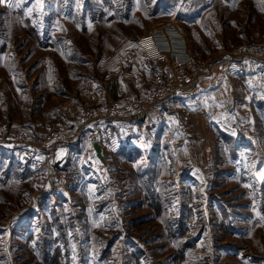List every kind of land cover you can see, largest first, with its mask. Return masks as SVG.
Wrapping results in <instances>:
<instances>
[{"label": "rangeland", "instance_id": "obj_1", "mask_svg": "<svg viewBox=\"0 0 264 264\" xmlns=\"http://www.w3.org/2000/svg\"><path fill=\"white\" fill-rule=\"evenodd\" d=\"M158 30L201 89L92 122L159 87ZM263 43L264 0L0 2V264H264V69L227 67Z\"/></svg>", "mask_w": 264, "mask_h": 264}, {"label": "built area", "instance_id": "obj_2", "mask_svg": "<svg viewBox=\"0 0 264 264\" xmlns=\"http://www.w3.org/2000/svg\"><path fill=\"white\" fill-rule=\"evenodd\" d=\"M162 34V30H158L153 34L151 33L139 38V43L146 51L145 56L149 59L148 61L167 63V68L163 71L164 73H160L157 70L153 72L159 87L138 101L130 99L122 101L112 100L105 102L97 108H93L90 112V120L92 122L114 124L115 122L147 117L149 112L155 109L159 110L170 100L175 101L180 94H188L187 92L196 87L199 82V71L194 70L189 73L186 71V69L190 68L191 58L185 54L181 38L177 35L169 37L167 34L168 36L166 37L170 38L173 45L171 47L167 38H162ZM227 65L228 73H235L249 65L264 67V43L260 46L251 44L239 48L234 54L228 56ZM202 71L200 70L201 74L206 73ZM67 127V124L62 125L59 135L64 134L69 136V129ZM67 143L76 144L74 142Z\"/></svg>", "mask_w": 264, "mask_h": 264}, {"label": "crops", "instance_id": "obj_3", "mask_svg": "<svg viewBox=\"0 0 264 264\" xmlns=\"http://www.w3.org/2000/svg\"><path fill=\"white\" fill-rule=\"evenodd\" d=\"M247 67H249L248 69H255V68H261V69H264V67H257V66H253V65H249V66H247ZM246 67V68H247ZM245 69V68H244ZM244 69H242L241 71H244ZM218 75V77H221L222 76V73L220 72V73H218L217 74ZM201 79L199 80V82L197 83V85H196V87L194 88V89H192L190 92H187L188 94H180V96H178V98H176V102L177 103H181L182 101H186L187 99H189V98H193V97H195V94L198 92V91H196L197 89H201ZM203 83V82H202ZM123 90H124V86H123ZM200 91V90H199ZM110 92V91H109ZM129 92H131V91H129ZM116 93V92H115ZM120 93H122V92H120ZM120 93H118L119 95H120ZM111 96L112 97H115V94H114V92L113 91H111ZM117 94V93H116ZM117 94V95H118ZM131 94V93H130ZM131 95H133V94H131ZM110 97V96H109ZM133 98V97H132ZM113 100H116V99H113ZM105 101V100H104ZM170 102L172 103V104H174V103H176V102H173V101H169L168 103H166V105L164 106V108H167L168 107V104H170ZM157 111H158V109H155V110H153V111H151V112H149V114H147L148 116L147 117H144V118H138V119H135L134 121H139V122H142V121H144V120H146L149 116H151V117H154V116H160L161 114H158L157 113ZM150 118V117H149ZM115 123H119V122H115ZM115 123L114 124H110V125H115ZM91 128H92V126H91ZM90 128V129H91ZM90 146H91V144H90Z\"/></svg>", "mask_w": 264, "mask_h": 264}, {"label": "water", "instance_id": "obj_4", "mask_svg": "<svg viewBox=\"0 0 264 264\" xmlns=\"http://www.w3.org/2000/svg\"><path fill=\"white\" fill-rule=\"evenodd\" d=\"M91 147L94 151V154L96 156V158L103 164L104 167H106V159L103 155V151H102V147L101 145L99 144L98 141H93L92 144H91Z\"/></svg>", "mask_w": 264, "mask_h": 264}, {"label": "snow or ice", "instance_id": "obj_5", "mask_svg": "<svg viewBox=\"0 0 264 264\" xmlns=\"http://www.w3.org/2000/svg\"><path fill=\"white\" fill-rule=\"evenodd\" d=\"M0 2H4V0H0Z\"/></svg>", "mask_w": 264, "mask_h": 264}, {"label": "trees", "instance_id": "obj_6", "mask_svg": "<svg viewBox=\"0 0 264 264\" xmlns=\"http://www.w3.org/2000/svg\"><path fill=\"white\" fill-rule=\"evenodd\" d=\"M246 68V67H245Z\"/></svg>", "mask_w": 264, "mask_h": 264}]
</instances>
